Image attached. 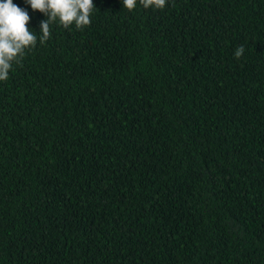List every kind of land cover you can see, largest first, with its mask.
<instances>
[{
  "label": "trees",
  "instance_id": "1",
  "mask_svg": "<svg viewBox=\"0 0 264 264\" xmlns=\"http://www.w3.org/2000/svg\"><path fill=\"white\" fill-rule=\"evenodd\" d=\"M93 4L0 81V264H264V0Z\"/></svg>",
  "mask_w": 264,
  "mask_h": 264
},
{
  "label": "clouds",
  "instance_id": "2",
  "mask_svg": "<svg viewBox=\"0 0 264 264\" xmlns=\"http://www.w3.org/2000/svg\"><path fill=\"white\" fill-rule=\"evenodd\" d=\"M33 10H39L47 19L40 22L37 35L27 25L30 16L27 11L13 3V0H0V81H6L13 64L20 65L27 52L51 38V25L55 22L71 30H83L91 24V13L96 10L93 0H25ZM138 0H123V6L133 11ZM143 8L163 10L167 0H139ZM245 53L244 45L238 46L233 55L239 60Z\"/></svg>",
  "mask_w": 264,
  "mask_h": 264
}]
</instances>
